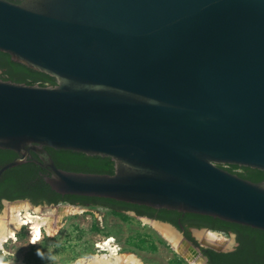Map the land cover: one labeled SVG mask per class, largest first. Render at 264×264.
Masks as SVG:
<instances>
[{
  "label": "water",
  "instance_id": "obj_1",
  "mask_svg": "<svg viewBox=\"0 0 264 264\" xmlns=\"http://www.w3.org/2000/svg\"><path fill=\"white\" fill-rule=\"evenodd\" d=\"M0 52L55 79L0 80V149L16 154L0 176L31 159L61 195L264 231V181L219 167L264 172V0H0ZM46 148L114 173L61 170Z\"/></svg>",
  "mask_w": 264,
  "mask_h": 264
},
{
  "label": "trees",
  "instance_id": "obj_2",
  "mask_svg": "<svg viewBox=\"0 0 264 264\" xmlns=\"http://www.w3.org/2000/svg\"><path fill=\"white\" fill-rule=\"evenodd\" d=\"M13 3H20L22 0H6ZM0 80L11 81L13 83H23L26 85L54 86L55 79L38 71H35L21 63L15 62L7 53L0 52ZM51 155L57 168L75 173L112 175L114 173V162L108 157L88 156L83 153L69 150H53L46 148ZM32 158L37 159L31 153ZM16 154L10 150L0 149V167L14 159ZM221 169L235 174L238 177L252 183L264 181V172L258 169L227 165ZM47 171L40 165L27 159L25 163L5 170L0 176V209L3 201H15L27 199L32 205H57L69 204L73 206L87 208H102L110 214L123 220L127 219L126 211H134L137 216L145 214L147 211L156 212L155 209L146 206L133 205L108 198L89 197L79 195H61L54 192L44 181ZM158 218L174 226L178 224L168 215L170 212L162 209ZM179 214V213H176ZM153 215V214H152ZM191 220L200 226H212L217 230H222L225 234H234L238 246L231 252H216L213 249H201L203 256L207 259V264H264V231L248 226L222 221L218 218L189 214ZM94 231H99L97 223L91 227ZM21 232V231H20ZM20 232L16 237H20ZM187 239L193 241L188 234ZM140 245L134 246L142 248L141 244H146L144 236L139 238ZM147 246V245H146ZM135 249V248H134ZM148 250H156L154 244L147 246ZM36 253L33 247L30 248L25 263L30 264ZM181 264V262H176Z\"/></svg>",
  "mask_w": 264,
  "mask_h": 264
},
{
  "label": "rangeland",
  "instance_id": "obj_3",
  "mask_svg": "<svg viewBox=\"0 0 264 264\" xmlns=\"http://www.w3.org/2000/svg\"><path fill=\"white\" fill-rule=\"evenodd\" d=\"M8 206L9 204L2 203L0 217L5 216ZM77 207L84 209V212L73 216H63L56 209H49L46 205L34 207L30 205V210L38 209L41 214L54 212L53 220H57L56 222L61 224L58 233L53 237L44 236L36 244H30V231L28 227L24 226L20 232L21 236L16 237V241L5 243V250L0 251V264H26L25 260L31 247L34 248L36 256L30 264H73L78 258L89 257L96 252V243L108 237L114 239L115 245L122 252H133L146 263L176 264V262H181V264H187L169 242L164 240L153 228L152 223L154 222L149 225L146 221L138 220L132 215H127V219L123 220L102 208ZM96 223L99 228L98 232L91 229L92 225ZM200 233L195 232L194 235L199 236L198 238L204 236H201ZM142 236H144L146 244H141L142 248L133 247L136 242L140 245L138 240ZM217 236L227 241L223 250H229L231 239L219 233ZM150 244H154L156 250H148L147 246Z\"/></svg>",
  "mask_w": 264,
  "mask_h": 264
},
{
  "label": "bare ground",
  "instance_id": "obj_4",
  "mask_svg": "<svg viewBox=\"0 0 264 264\" xmlns=\"http://www.w3.org/2000/svg\"><path fill=\"white\" fill-rule=\"evenodd\" d=\"M56 210L63 216H73L84 212V209L68 205ZM53 213L54 212H47L41 214L38 212V209L30 210L29 206L24 202L9 204L5 216L0 217V251L5 250L4 245L8 241H16V235L24 226L28 227V230L30 231V244H36L44 236H55L58 233L61 224L60 222H56L57 220H53ZM152 226L159 235L169 242L175 251L187 259L190 264L203 263L201 258H195L193 254L188 251L187 245L180 240L179 236L171 228L156 223H152ZM211 232H208L204 236L206 243H214V245L223 246L227 243L224 238L218 237L216 232ZM202 234L204 233H200L201 236ZM198 237L199 236H197V238ZM95 249L96 252L89 257H80L73 264H149L133 252H122L115 245V241L112 237L97 242Z\"/></svg>",
  "mask_w": 264,
  "mask_h": 264
},
{
  "label": "flooded vegetation",
  "instance_id": "obj_5",
  "mask_svg": "<svg viewBox=\"0 0 264 264\" xmlns=\"http://www.w3.org/2000/svg\"><path fill=\"white\" fill-rule=\"evenodd\" d=\"M46 206H49V205H46ZM155 210H156V212L147 211V212H145V214L140 215V216H137L134 211H126L125 214L126 215H132L135 218H137L138 220L146 221V223H148V224L154 222V223H156L158 225L168 226L177 235L180 236V238H181L180 240H182V241H183V239L186 240L192 247H194V249H196V251L193 252L192 250H190L188 248V251H190L195 258H201V257H199V255L203 256L202 251H201L202 248L203 249H208V247L201 245L200 241L202 240L203 242H205L204 236L209 231L217 232L220 235H223V236L231 239L232 242L230 244L231 245L230 249L227 250V251L226 250L222 251V252H231L238 246V243L236 241V236L234 234H225L222 230H217V229L212 228L213 225L212 226H200V227H198L197 226L198 224L195 221L191 220V216H189V214H191V213L179 212V211H176V210H167V211H175V212L168 213V215L171 216L173 220H175V223L178 224L177 226H174V225H172V224H170L168 222H165V221H163V220L158 218V215L161 213L160 211L162 209H155ZM176 213H179V214H176ZM195 232L204 233V234H202L204 236H202L200 238H197L194 235ZM186 234H188V236L193 241H190L189 239H187ZM209 249H211V248H209ZM216 252H218V251H216ZM182 258H184V257H182ZM184 260L186 261L185 258H184ZM204 263L207 264V259H206V262L203 261V264Z\"/></svg>",
  "mask_w": 264,
  "mask_h": 264
},
{
  "label": "built area",
  "instance_id": "obj_6",
  "mask_svg": "<svg viewBox=\"0 0 264 264\" xmlns=\"http://www.w3.org/2000/svg\"><path fill=\"white\" fill-rule=\"evenodd\" d=\"M187 264H190V262H188V260H186Z\"/></svg>",
  "mask_w": 264,
  "mask_h": 264
}]
</instances>
